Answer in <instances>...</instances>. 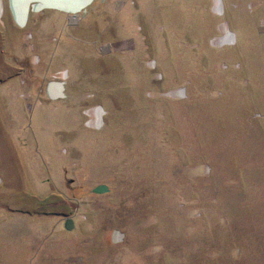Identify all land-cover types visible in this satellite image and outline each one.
I'll use <instances>...</instances> for the list:
<instances>
[{
    "label": "rangeland",
    "instance_id": "374dc122",
    "mask_svg": "<svg viewBox=\"0 0 264 264\" xmlns=\"http://www.w3.org/2000/svg\"><path fill=\"white\" fill-rule=\"evenodd\" d=\"M3 1L0 264H264V0Z\"/></svg>",
    "mask_w": 264,
    "mask_h": 264
},
{
    "label": "water",
    "instance_id": "95a60500",
    "mask_svg": "<svg viewBox=\"0 0 264 264\" xmlns=\"http://www.w3.org/2000/svg\"><path fill=\"white\" fill-rule=\"evenodd\" d=\"M94 1L95 0H11V10L17 24L24 26L29 18V11L31 8L33 11L44 9L57 10L73 15L74 17L85 10V8ZM17 10H19V12ZM62 85V83H52L50 85L48 92L53 99L64 96Z\"/></svg>",
    "mask_w": 264,
    "mask_h": 264
},
{
    "label": "flooded vegetation",
    "instance_id": "af4514ba",
    "mask_svg": "<svg viewBox=\"0 0 264 264\" xmlns=\"http://www.w3.org/2000/svg\"><path fill=\"white\" fill-rule=\"evenodd\" d=\"M96 1H97V0H95L92 4H90L89 6H87V7L85 8V10H83V11H84V15H86V16H85L86 19H88L89 16H91L93 13H98L99 10H101V9H105V8L111 7V6H109V4H110L109 0H100V2H99L100 6L98 7L99 9L96 8V6H95L94 8H92V9H88L90 6H94L93 4L96 3ZM102 1H104V2L102 3ZM8 5H9L10 11H11V13H12V16H13V18H14L13 12H12V10H11V0H8ZM3 10H4V1H3V0H0V15L3 14V13H2ZM44 10H49V9H44ZM50 10H51V9H50ZM42 11H43V10H40V11H38V13H39V12H42ZM51 11H54V13H64V14H66V15H67V18H68V23H69V24H73V23H71V18H78L79 15H80L81 13H83V11H81L79 14H77V15H75V16L73 17V15H69V14H67V13H65V12H60V11H57V10H51ZM31 12H33L32 8H31L30 11H29V16H30ZM100 12H101V11H100ZM35 13H37V12H35ZM82 17H83V14L80 15V18H78V20L81 19ZM14 19H15V18H14ZM65 78H68V76H66ZM52 83L57 84V83H59V82H58V81H57V82H54V80L51 81V82H49V83H48V89H49V87H50V85H51ZM46 91H47V90H46ZM45 93H46V92H45ZM59 98H61V97H59ZM59 98H56V99H59ZM63 98H64V97H63ZM52 99H53V98H52ZM70 226H71V225H70Z\"/></svg>",
    "mask_w": 264,
    "mask_h": 264
},
{
    "label": "bare ground",
    "instance_id": "6f19581e",
    "mask_svg": "<svg viewBox=\"0 0 264 264\" xmlns=\"http://www.w3.org/2000/svg\"><path fill=\"white\" fill-rule=\"evenodd\" d=\"M13 7H14V6H13ZM14 9H15V8H14ZM17 11L19 12V10H17ZM18 12H17V13H18ZM232 35H233V34H232Z\"/></svg>",
    "mask_w": 264,
    "mask_h": 264
},
{
    "label": "crops",
    "instance_id": "0c3cea01",
    "mask_svg": "<svg viewBox=\"0 0 264 264\" xmlns=\"http://www.w3.org/2000/svg\"><path fill=\"white\" fill-rule=\"evenodd\" d=\"M47 91H49V89Z\"/></svg>",
    "mask_w": 264,
    "mask_h": 264
}]
</instances>
